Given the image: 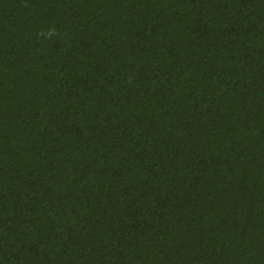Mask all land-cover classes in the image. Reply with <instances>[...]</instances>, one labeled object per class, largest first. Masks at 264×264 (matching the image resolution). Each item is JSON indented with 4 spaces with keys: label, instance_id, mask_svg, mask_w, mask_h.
Here are the masks:
<instances>
[{
    "label": "trees",
    "instance_id": "trees-1",
    "mask_svg": "<svg viewBox=\"0 0 264 264\" xmlns=\"http://www.w3.org/2000/svg\"><path fill=\"white\" fill-rule=\"evenodd\" d=\"M0 264H264V0H0Z\"/></svg>",
    "mask_w": 264,
    "mask_h": 264
}]
</instances>
